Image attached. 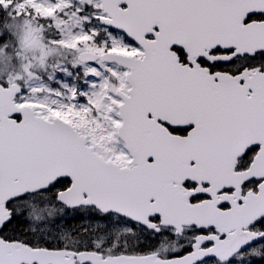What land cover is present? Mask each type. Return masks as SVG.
<instances>
[{
	"label": "snow or ice",
	"instance_id": "1",
	"mask_svg": "<svg viewBox=\"0 0 264 264\" xmlns=\"http://www.w3.org/2000/svg\"><path fill=\"white\" fill-rule=\"evenodd\" d=\"M0 13L84 51L55 75H0V264H264V0ZM36 203L61 209L55 228L32 226Z\"/></svg>",
	"mask_w": 264,
	"mask_h": 264
},
{
	"label": "rangeland",
	"instance_id": "2",
	"mask_svg": "<svg viewBox=\"0 0 264 264\" xmlns=\"http://www.w3.org/2000/svg\"><path fill=\"white\" fill-rule=\"evenodd\" d=\"M45 16L51 15L50 10L43 9ZM63 24V31L66 38L71 35V29L76 26L77 21L70 18L67 21H59ZM11 26L16 34V50L10 55L4 50H0V75L24 74L27 68L31 69L32 75L56 74L57 66L65 62L73 63L77 61L80 52H73L69 48L58 47L48 43L45 30L37 26V22L27 17L12 16ZM17 60V63L13 62ZM48 215L53 216L51 211ZM37 219H43L44 212H36Z\"/></svg>",
	"mask_w": 264,
	"mask_h": 264
},
{
	"label": "flooded vegetation",
	"instance_id": "3",
	"mask_svg": "<svg viewBox=\"0 0 264 264\" xmlns=\"http://www.w3.org/2000/svg\"><path fill=\"white\" fill-rule=\"evenodd\" d=\"M35 208L40 210V209H44L46 212H49V210L51 211V213L53 214V216L51 215H45L46 217H44L43 219H37V217L35 216L36 212H40V211H35L34 215H33V219L35 220L33 223L34 225H38V227H42L43 229H53L55 228V226L57 225L60 216L63 214L61 209L58 208L55 204H49V203H36L35 204ZM87 215V214H85ZM73 225L76 226L79 223H81V221H77L74 220L72 221ZM35 227V226H34ZM117 235L119 236V238L121 240L127 238L130 242H131V237H128L126 233L124 232H118ZM77 238L71 234L68 233L64 236V242L72 245L73 242L76 240ZM163 244V249H169L172 247L173 242L172 241H165L162 242ZM60 264H70V262H65L64 263H60Z\"/></svg>",
	"mask_w": 264,
	"mask_h": 264
},
{
	"label": "trees",
	"instance_id": "4",
	"mask_svg": "<svg viewBox=\"0 0 264 264\" xmlns=\"http://www.w3.org/2000/svg\"><path fill=\"white\" fill-rule=\"evenodd\" d=\"M11 20H12V16L11 18L9 16H5L3 13H0V37H5L7 36L8 39L6 41H4V47L0 48V50H4L6 53H8L9 55L16 50L17 46H16V34L11 26ZM14 63H17V60L13 59ZM35 211H40V212H44L45 215H48V213L44 210V209H36L35 207L32 209V213L31 216L29 217L30 219H32L33 221H35L33 219V215ZM33 226V225H32ZM35 226V227H34ZM33 227L37 230H41L43 229L42 227H38V225H34Z\"/></svg>",
	"mask_w": 264,
	"mask_h": 264
},
{
	"label": "water",
	"instance_id": "5",
	"mask_svg": "<svg viewBox=\"0 0 264 264\" xmlns=\"http://www.w3.org/2000/svg\"><path fill=\"white\" fill-rule=\"evenodd\" d=\"M83 54H84V51L80 52V53L78 54V56H77V60H78ZM60 263H64V261H62V260H54V261L52 262V264H60Z\"/></svg>",
	"mask_w": 264,
	"mask_h": 264
}]
</instances>
